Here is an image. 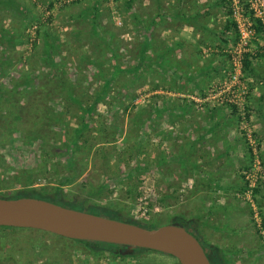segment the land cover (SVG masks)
<instances>
[{
	"label": "rangeland",
	"instance_id": "obj_1",
	"mask_svg": "<svg viewBox=\"0 0 264 264\" xmlns=\"http://www.w3.org/2000/svg\"><path fill=\"white\" fill-rule=\"evenodd\" d=\"M144 1L0 0V89L15 84L13 91L0 92V197L48 200L145 228L180 224L199 237L212 264H264L259 233L264 110L255 98L264 84L254 71L264 61V0H156L165 29L163 47L154 49L147 45L150 19ZM248 5L262 11V24ZM237 29H250L245 55L253 70L241 68L237 74L244 91V126L231 107L205 98L217 81L228 83V71L237 73L230 61V53L238 50ZM175 32L198 38L197 63L179 54L171 38ZM184 48L191 53L190 44ZM190 74L202 76L180 78L177 85L169 78ZM176 87L185 93L175 95ZM164 95L182 99L191 112L221 109L243 141L235 199L245 220L228 222L233 227L226 231L228 239L200 233L208 227L209 214L218 213L213 192L203 204L193 203L200 186L187 176L194 172L179 168L175 183L163 173L169 164L166 146L172 144L161 136L168 131L160 120ZM174 119L172 113L165 121ZM245 130L252 135L255 155ZM249 168L252 185L243 176ZM212 180L203 188L229 187L230 181ZM234 227L244 233L233 232ZM51 259L53 264H177L171 255L149 249L92 248L41 230L0 228V264H51Z\"/></svg>",
	"mask_w": 264,
	"mask_h": 264
},
{
	"label": "crops",
	"instance_id": "obj_2",
	"mask_svg": "<svg viewBox=\"0 0 264 264\" xmlns=\"http://www.w3.org/2000/svg\"><path fill=\"white\" fill-rule=\"evenodd\" d=\"M148 1L150 3H148ZM160 2H156V0H147V2L144 1L143 5L145 8L144 10L148 11L147 15L150 19L148 24L149 28L147 30L148 36L146 34L147 40L149 42L147 45L153 49L163 47L162 36L165 28L161 27V21L164 17L160 12V9H158V7L160 8L162 5ZM156 17L159 18L156 19ZM225 26H223L224 31L226 30ZM155 31L158 34L156 38L154 37ZM208 32L209 34L211 33V31ZM171 38H173V40H177L175 43L176 49L181 56H190L192 57L190 62L192 63L194 60V62L197 63L198 55L195 53V50L197 45L200 44V42L198 43V38H195L192 35L189 37V39L184 37L182 33L179 35V33L176 32L175 35L171 36ZM176 38L180 39L178 40ZM182 39L185 40L184 44L179 42ZM178 42L180 43V46H177ZM186 43L190 44L191 53L185 51L184 45ZM166 47H171V44ZM195 56L196 58H194ZM263 62L264 61L258 62L256 68H254V71H256L255 75L261 79L263 82L262 84H264ZM211 67L212 66H209V70L212 69ZM206 69L208 70V68ZM206 69L204 73L206 72ZM250 72H253V70ZM157 76L158 78H161L160 75ZM200 76L202 75L190 74L183 77L170 75L169 78L173 79L177 85L178 83L176 81H179L180 78L183 79V81H194ZM208 79L209 77L207 79L205 78V81ZM198 81L201 80L198 79ZM262 86L264 87V85ZM178 88L179 87H176L175 89L173 88L176 92L175 95H181L185 93L180 92ZM164 96L166 97L165 103H162L159 107L161 113L160 120H167V117L172 113L174 114L175 119L172 124L163 120L164 123L162 126L165 129H168V131L165 132V135H161L164 139L163 142L168 144L172 143L171 145L166 146L169 149V153H167L166 150L165 161L168 162H165V166L167 163L169 164L168 169H165L163 173L167 178H172L171 183H175L178 181L175 176L177 177V174L180 172L179 168H181V170L186 169V171L189 173L192 171L194 172L187 176V178L193 177L194 181H196L198 186H200V189L197 190V198L193 197L192 199L193 203L197 207L200 203H202L201 201L204 200V198L207 200L206 195L208 193L213 192L214 194L211 195L210 198L215 200V207H217L215 208V212L218 213V215H213L211 213L209 214L207 219L208 227L205 230L202 229L203 231L200 230V233H207L208 236L212 238V240L228 239L226 237L228 234L226 231L233 229V227H227L229 225L228 222H230V224L232 222L242 223V221L245 220L243 217L241 219L239 217L240 213L242 214V210L235 199V190L237 191V189H239L236 187L238 179L235 176V172L238 168L237 165L242 163L241 161L245 156L243 141L237 137L235 132H233V129H231L232 127L230 128V123L233 121L232 118L226 114L224 115L221 109H207L203 113L191 112L192 109H190L189 106L186 107L182 99H169L167 95ZM256 96L257 97L255 98L258 100V104L260 103V108L262 106L261 110H264V104L261 105L264 103V88L263 92ZM171 125L172 128L169 129ZM167 135H171L168 142L167 139L169 137ZM262 156L264 157V149ZM198 161L202 162L201 165L198 164ZM180 163L183 165V167H179ZM209 177L211 178L208 181ZM212 178L214 179L215 184H219V179H222V184H227L230 181L229 187L203 188L206 183L213 182ZM224 179H226V181ZM195 227L197 228H195L194 231L199 229L198 225L196 224ZM240 229L238 227H234L233 232L242 233L243 229ZM189 231L191 232V230Z\"/></svg>",
	"mask_w": 264,
	"mask_h": 264
},
{
	"label": "water",
	"instance_id": "obj_3",
	"mask_svg": "<svg viewBox=\"0 0 264 264\" xmlns=\"http://www.w3.org/2000/svg\"><path fill=\"white\" fill-rule=\"evenodd\" d=\"M0 226L149 249L171 255L178 264H211L199 240L180 224L145 228L33 197H0Z\"/></svg>",
	"mask_w": 264,
	"mask_h": 264
},
{
	"label": "built area",
	"instance_id": "obj_4",
	"mask_svg": "<svg viewBox=\"0 0 264 264\" xmlns=\"http://www.w3.org/2000/svg\"><path fill=\"white\" fill-rule=\"evenodd\" d=\"M248 9L251 11V14L253 16L259 18V19L257 18L258 20L257 19L255 20L256 23L262 24L261 22L262 17L260 16L262 11L259 9H255L254 7L252 8V5H251V8H249V5H248ZM237 30H238L237 32H239V35H237L238 37H236L237 39H235V44L238 50L232 51V53H230V61L232 62L233 65L234 64L236 65L237 73L230 74L228 71L227 72L228 77H229L228 83L226 80L217 81L214 85H212L209 89H207L205 98L209 100H213L217 102V104H223L231 108L234 107V111H236V113H238L240 117L239 124H241V126H244L243 123L245 120V116H244L245 111H242L244 108V105L241 101L244 91L239 89V82L237 79L238 78L237 74L239 73V70L242 68V58L247 52L246 45H247L248 33H250V29H247L244 32L241 31V29H237ZM243 136H244V139L247 141L251 152L255 155V148H254L255 145H254V141H253L251 133L245 130L243 131ZM257 166L259 167V165ZM249 171H250V168L247 170H244L243 176H244L245 182L248 185H252L250 181L248 183V180H249L248 176L251 175L250 173H248ZM259 233L264 238V230L262 229L261 224H260Z\"/></svg>",
	"mask_w": 264,
	"mask_h": 264
},
{
	"label": "trees",
	"instance_id": "obj_5",
	"mask_svg": "<svg viewBox=\"0 0 264 264\" xmlns=\"http://www.w3.org/2000/svg\"><path fill=\"white\" fill-rule=\"evenodd\" d=\"M226 28L227 27L225 26V29ZM242 68H243V70L246 69V70L251 71L250 63L246 59V55H244V57L242 58ZM31 84H32V82H30V79L27 78L26 81H25V85L26 86H30ZM14 89H15V84H11L10 88H8V89H4V87H2V89H0V92L2 94H7L8 93L7 90H9V92H10V91H13ZM231 109L234 111V107H232ZM2 135H3V133H2ZM261 226H262V229L264 230V220L261 221ZM0 228H11V227L0 226ZM76 241H79V242L85 244L86 246H89V247H92V248H101V247L104 248L105 247L107 249H111L112 250V249H115V248H118V247H125V246H121V245H115V244H109V243H102V242H95V241H87V240H76ZM133 249H136V250H139V249H141V250H148V249H142V248H133ZM52 261L53 260L51 259V264H53ZM209 261L212 264V262H211L210 259H209Z\"/></svg>",
	"mask_w": 264,
	"mask_h": 264
}]
</instances>
